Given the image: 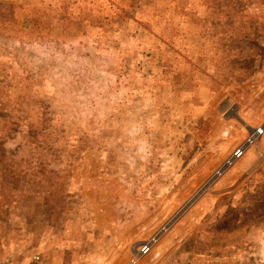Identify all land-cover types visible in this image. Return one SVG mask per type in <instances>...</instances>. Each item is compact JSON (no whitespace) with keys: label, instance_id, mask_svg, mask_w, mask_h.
<instances>
[{"label":"rangeland","instance_id":"1","mask_svg":"<svg viewBox=\"0 0 264 264\" xmlns=\"http://www.w3.org/2000/svg\"><path fill=\"white\" fill-rule=\"evenodd\" d=\"M0 6V256L264 264V0Z\"/></svg>","mask_w":264,"mask_h":264},{"label":"bare ground","instance_id":"2","mask_svg":"<svg viewBox=\"0 0 264 264\" xmlns=\"http://www.w3.org/2000/svg\"><path fill=\"white\" fill-rule=\"evenodd\" d=\"M230 104V99H225L223 102H222V104L221 105H219L218 106V108H217V111L219 112V113H221L222 115H225L226 114V111L228 110V105ZM244 153V152H243ZM243 153H239L236 157H235V159H233L232 161H231V165H230V168L226 171V169L227 168H225L223 171L222 170H220L219 171V173L221 174V175H223V176H225L226 175V173L228 174V171L231 169V168H233L234 167V165L238 162V161H236V160H238V159H240V158H242V155H243ZM244 156V155H243ZM236 161V162H235ZM235 162V163H234ZM234 163V164H233ZM228 167V166H227ZM226 171V172H225ZM220 175V176H221ZM201 199V198H200ZM204 199V198H203ZM202 200V199H201ZM174 222V219L173 220H171L170 222H168V223H166V227L165 226H163L162 227V229L164 230L165 228H166V231L168 232L170 229H171V224ZM168 233H170V231L168 232ZM160 242L159 241H157L156 243H154L153 245L152 244H149V250L152 248V247H154V246H157L158 244H159ZM145 250H146V248H145ZM144 250H142V251H140V252H138L137 253V258H136V260L137 261H143V254H142V252H143Z\"/></svg>","mask_w":264,"mask_h":264},{"label":"built area","instance_id":"3","mask_svg":"<svg viewBox=\"0 0 264 264\" xmlns=\"http://www.w3.org/2000/svg\"><path fill=\"white\" fill-rule=\"evenodd\" d=\"M251 145L249 144V145H244L243 146V148L237 153V155L240 153H243V152H246L245 150L247 149V148H249ZM258 146V145H257ZM239 154V155H240ZM244 154V153H243ZM237 155H235L234 157H232L231 159H230V165H231V161L233 160V159H235V157L237 156ZM237 161V160H236ZM227 169H226V171L229 169L228 167H226ZM225 171V172H226ZM170 231V230H169ZM168 231V232H169ZM167 231H166V233H168ZM0 264H43V262H42V259L40 258V256H38V255H33L26 263H20V262H18L17 260H16V258L14 257V256H12V255H10L9 257H7V258H5V259H0Z\"/></svg>","mask_w":264,"mask_h":264},{"label":"crops","instance_id":"4","mask_svg":"<svg viewBox=\"0 0 264 264\" xmlns=\"http://www.w3.org/2000/svg\"><path fill=\"white\" fill-rule=\"evenodd\" d=\"M263 240H264V238H263ZM261 243L264 245V241H262ZM6 254H7V252H5V255H4V256H0V259H5V258H7V257L10 256V255H6ZM262 255H263V254H261V256H262ZM32 256H33V255H32ZM32 256H31V257H32ZM31 257H30V258H31ZM30 258H29V259H30ZM16 260H17L18 262H20V263H25V261H26L27 259H26L25 261H24V260H20V259H16Z\"/></svg>","mask_w":264,"mask_h":264},{"label":"trees","instance_id":"5","mask_svg":"<svg viewBox=\"0 0 264 264\" xmlns=\"http://www.w3.org/2000/svg\"><path fill=\"white\" fill-rule=\"evenodd\" d=\"M2 7H3V6H0V8H2ZM88 77H89V76H88ZM92 80H94V79H90V81H92ZM80 83H81V82H80ZM93 83H96V84H97V82H93ZM89 85H90V84H89ZM51 101H52V99H51ZM59 103H60V101L58 100V101H57V105H56L57 107H59V105H58ZM69 110H70V109H69ZM66 111H68V109H66Z\"/></svg>","mask_w":264,"mask_h":264}]
</instances>
